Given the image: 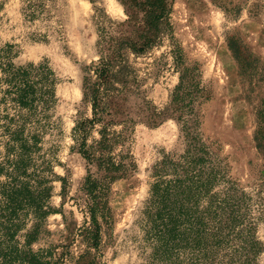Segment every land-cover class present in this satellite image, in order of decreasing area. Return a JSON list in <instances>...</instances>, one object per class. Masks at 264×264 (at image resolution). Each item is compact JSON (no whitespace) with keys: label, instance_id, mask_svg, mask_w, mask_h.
I'll return each mask as SVG.
<instances>
[{"label":"trees","instance_id":"16d2710c","mask_svg":"<svg viewBox=\"0 0 264 264\" xmlns=\"http://www.w3.org/2000/svg\"><path fill=\"white\" fill-rule=\"evenodd\" d=\"M175 1L117 0L124 12L119 20L95 7L99 58L83 68L82 83L91 116L80 117L73 129V148L87 162L76 202L84 221L75 230L66 225L70 236L81 237L87 248L77 264H96L88 259L90 250L100 249L103 228L114 224L112 186L137 172L129 146L135 126L155 128L166 119L179 124L185 151L179 156L164 153L152 168L140 222L145 264H259L264 252L246 195L219 172L200 135L196 105L208 90L199 64L188 61L175 36ZM213 2L227 17L249 7V14L259 18V5L250 0ZM166 41L179 82L169 104L159 110L144 95L137 60ZM228 42L240 59L236 41L228 37ZM57 83L48 65L17 67L0 54V264H63L52 250L33 249L55 213L50 200L57 176L53 158L42 154L41 145L57 104ZM62 182L65 199L67 183ZM219 185L223 187L217 190Z\"/></svg>","mask_w":264,"mask_h":264},{"label":"rangeland","instance_id":"374dc122","mask_svg":"<svg viewBox=\"0 0 264 264\" xmlns=\"http://www.w3.org/2000/svg\"><path fill=\"white\" fill-rule=\"evenodd\" d=\"M250 2L259 5V18L249 14V7L230 18L213 0H176L172 22L186 58L199 64L208 90L196 105L200 135L219 172L246 195L251 217L257 220V236L264 243V149L257 142L258 138L264 146V0ZM95 7L113 19L124 18L117 0H0V54L17 67L46 64L58 82L57 104L41 145L42 154L53 158L57 176L50 200L55 213L47 218L33 249L52 250L56 260L63 257V264H77L87 250L66 225L75 230L84 221L76 202L82 196L87 162L73 148V129L80 117L91 116L83 103L82 83L83 68L99 58ZM228 37L236 41L240 59ZM169 50L166 41L137 60L144 95L159 110L169 104L179 82ZM129 146L137 172L112 186L114 224L103 228L100 249L90 250L88 259L96 264L146 263L140 222L152 168L164 153L179 156L185 151L180 126L173 119L155 128L136 125ZM2 153L0 146V162ZM62 180L67 183L65 199ZM259 264H264V252Z\"/></svg>","mask_w":264,"mask_h":264}]
</instances>
